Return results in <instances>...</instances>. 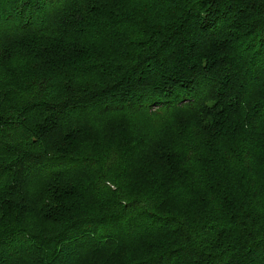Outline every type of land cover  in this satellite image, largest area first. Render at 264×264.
Wrapping results in <instances>:
<instances>
[{"label": "trees", "instance_id": "trees-1", "mask_svg": "<svg viewBox=\"0 0 264 264\" xmlns=\"http://www.w3.org/2000/svg\"><path fill=\"white\" fill-rule=\"evenodd\" d=\"M92 1L0 0V264H264V0Z\"/></svg>", "mask_w": 264, "mask_h": 264}, {"label": "rangeland", "instance_id": "rangeland-1", "mask_svg": "<svg viewBox=\"0 0 264 264\" xmlns=\"http://www.w3.org/2000/svg\"><path fill=\"white\" fill-rule=\"evenodd\" d=\"M94 3H106V0H93ZM48 44V43H47Z\"/></svg>", "mask_w": 264, "mask_h": 264}]
</instances>
